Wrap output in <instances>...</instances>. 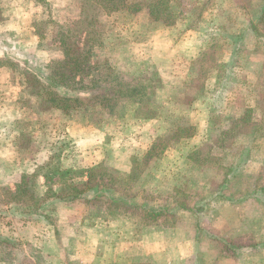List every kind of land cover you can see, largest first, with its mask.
Here are the masks:
<instances>
[{
	"label": "rangeland",
	"instance_id": "rangeland-1",
	"mask_svg": "<svg viewBox=\"0 0 264 264\" xmlns=\"http://www.w3.org/2000/svg\"><path fill=\"white\" fill-rule=\"evenodd\" d=\"M166 3L174 25L98 0H0V263L162 264L167 252L139 255L153 230L171 235L159 248L198 234L217 254L200 264L232 253L264 264V164L243 167L264 151L248 130L264 119V20L250 27L264 0ZM76 57L81 71L65 64ZM47 90L79 102L57 108ZM245 104L237 144L202 143L209 118L224 124ZM178 117L196 125L198 147L175 138L146 158Z\"/></svg>",
	"mask_w": 264,
	"mask_h": 264
},
{
	"label": "trees",
	"instance_id": "trees-1",
	"mask_svg": "<svg viewBox=\"0 0 264 264\" xmlns=\"http://www.w3.org/2000/svg\"><path fill=\"white\" fill-rule=\"evenodd\" d=\"M98 2L103 8H106L107 10L126 9L131 12H136L141 9H147L150 18H152L153 20L157 22L162 23L163 25H174L176 22V19L179 17L177 15V12L173 8H171L169 5H167L166 0H98ZM189 11L191 12L187 11L186 13L185 11H183L181 13V16L184 18H189L190 16L193 15V13L195 14V11H192V10H189ZM178 13L180 14V12ZM258 13H260V16H258L257 21L253 23L250 21V27L252 28L256 27V24L259 23V21H261L262 19L264 20V3L260 7ZM67 48L68 47H65V46L63 47L65 53L68 52ZM74 52L79 53L78 49L77 51L75 50ZM67 63H70L72 68L80 67L79 71L82 70L81 67H83V64H84L80 61H77V57L72 62H70L68 59L65 64ZM65 67H66L65 65L62 66V69L65 70ZM41 88L43 89V87ZM46 88L47 87H44V89ZM41 92L43 91L39 90L37 94H40ZM45 93L49 94L48 100L52 103V105L60 109L63 108L62 104L65 102L78 101L77 99L71 100V98L62 97L59 94L51 95L48 90ZM251 112H252V108L245 107L242 110V113L240 115L228 116L225 119L226 123L224 124H218L217 122H213L214 119L209 118L210 120L208 119L206 134L211 139H206L204 137L202 143H209L210 148L214 147L217 149L222 148V150L224 151L227 150L232 145L231 138L234 137V135H236L237 133H240V130L242 129V127H246L250 123V118L252 116ZM213 130L219 131V136L217 138L212 137ZM195 131H196V125L190 122L189 119L178 117V119L175 122L174 127L170 130L169 133H166L164 135H159L158 137L155 138L152 145L150 146L148 151L145 153V157L151 158L157 155L159 156L162 153V151L167 147L168 143L171 140L175 138L176 139L193 138ZM226 143L228 145H226ZM211 152L212 150H210V152L208 151L206 153H201V155L204 154L203 155L204 160L199 159V155H200L199 152H194V153L197 154L196 157H198L199 162L204 163L211 158L210 157ZM70 190H71L70 196L72 199L79 197V195L83 193V191L80 190L79 187L77 186L72 187Z\"/></svg>",
	"mask_w": 264,
	"mask_h": 264
},
{
	"label": "crops",
	"instance_id": "crops-1",
	"mask_svg": "<svg viewBox=\"0 0 264 264\" xmlns=\"http://www.w3.org/2000/svg\"><path fill=\"white\" fill-rule=\"evenodd\" d=\"M256 72H257L256 75H259V77H260L262 73L260 71H256ZM262 97H264V95H262ZM1 107L2 106H0V108ZM245 107H250L252 109L254 108V106L251 105V104H245L240 109L241 110L240 114L242 113V110ZM231 115H233V113ZM233 116H237V115H233ZM251 125L250 126L248 125L249 126L248 130H253L255 132H259V136L263 137V140L261 142L264 144V119H260L258 121V123H254L253 122ZM197 135H198L197 133L194 134L193 138L195 136H197ZM193 138H190V139L194 143V145H195L194 147L197 148L198 145L201 143V141L199 142V140H195ZM252 138L255 139V140H252L253 143H254L256 141L257 137L255 138V136H254ZM235 141L234 140L232 141V145L237 144V142H235ZM6 149H7L6 144L5 143L2 144V148L0 149V154H4ZM228 149L225 150L224 152H227ZM12 158H14V157H12ZM257 160L258 161L264 160V151H263L262 158H257ZM257 160L255 161L253 158H250V156H249V158L247 156L246 160H245V161H247V163L245 162L243 164V167L245 168L246 166H250V165H248L250 163H257L259 165L260 164H262V165L264 164V163L257 162ZM12 170L13 171H9V172H7L5 174L6 175H12V174L15 175V173L18 172L19 175H20V171H18L19 168L17 167V165H16V168H13V166H12ZM243 172L246 173L247 175H251V176H255V174H256L255 171H243ZM226 181H228V179ZM5 186H7V185H5ZM10 190H14V188H11ZM219 203H221V202H219ZM9 206L10 205H6V207H9ZM238 232H236L234 234H238ZM167 236H171V235L170 234H166L165 231L155 232V231L152 230V231L147 232L144 235V240H143L144 252L139 253V255L141 256V254H142V255L146 256L147 254H150V253H152V254H156V253L157 254H162L164 252H167L168 257H165L162 260V264H200V259H198L197 256L205 255L207 257V255L210 254L209 256L213 255V256H211L212 259H213V257L215 255H217V254H215L214 251H212V249L201 247L200 243L198 242V240L196 238V236H198V234H194V232H190L187 235H185L181 239L180 243L177 244V248L174 247V246H171V245L164 246L162 248L153 247V245L157 244V243H160L161 245H165L162 242L167 238ZM230 236H231V233H230ZM255 244H257V243H255ZM251 248H252L251 252H257L258 246H253ZM239 252H240V255L242 256V255H248V252H250V251H249V248H242V250L239 251ZM129 254L132 257H137L138 256V252L137 251H133V250H130ZM119 255H120V253H119ZM212 259L210 258L209 261H211ZM213 262L214 263H207V264H247L245 259H242V258L235 259V258H233V253H232V256H228V257L226 256L225 258H222V259H214ZM0 264H2V263H0ZM3 264H5V263H3Z\"/></svg>",
	"mask_w": 264,
	"mask_h": 264
}]
</instances>
